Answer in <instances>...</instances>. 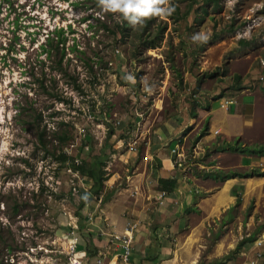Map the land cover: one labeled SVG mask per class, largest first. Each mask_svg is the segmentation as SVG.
I'll return each instance as SVG.
<instances>
[{
	"label": "rangeland",
	"instance_id": "rangeland-1",
	"mask_svg": "<svg viewBox=\"0 0 264 264\" xmlns=\"http://www.w3.org/2000/svg\"><path fill=\"white\" fill-rule=\"evenodd\" d=\"M95 1L0 0V264H107L113 236L149 222L134 209L143 200L158 207L149 190L160 168L154 156L147 161L158 148L192 174L202 165L234 170L239 160L217 151L219 136L201 144L208 107L220 95L234 104L254 100L264 136V0H159L172 10L148 17L149 30H162L155 49L138 39L147 22L124 34L105 30L122 18ZM173 143L184 156L172 153ZM63 155L72 160L64 164ZM73 163L100 166L103 189ZM83 195L90 196L84 207ZM260 196L246 212L238 206L239 219L227 227L211 222L200 232L193 249L203 260L219 253L212 262L229 261L235 244L262 238ZM200 218L188 217L187 226ZM146 226L156 232L160 224ZM255 253L264 260V243Z\"/></svg>",
	"mask_w": 264,
	"mask_h": 264
},
{
	"label": "crops",
	"instance_id": "crops-1",
	"mask_svg": "<svg viewBox=\"0 0 264 264\" xmlns=\"http://www.w3.org/2000/svg\"><path fill=\"white\" fill-rule=\"evenodd\" d=\"M221 100L212 102L208 107L209 132L201 138V144L214 142L218 136L224 142L238 139L246 140L249 145L264 144V136L260 138L262 134L259 130L256 102L245 97L226 110L221 108ZM171 131L169 133L174 134L175 131L173 130L172 133ZM215 131H219L220 134L215 135ZM178 134L176 137H179ZM172 140L173 138L170 141L174 142ZM174 143L170 146L171 149L175 147ZM166 152L167 149L158 148L151 156H147V161H151L154 156V165L160 168L153 179L154 187H158L160 178H177L178 187L174 192L168 193L162 205L157 201L158 194L162 190L159 187L157 189L153 187L149 190V198L154 199L155 204L158 205L156 210L153 209V205H148L143 199L145 204L142 206L143 209H134V217H139L142 222L148 219L149 222L141 223L135 232L133 264H263L264 260L255 257L253 253H257L262 248L264 233L258 242L251 241L244 244L238 252H234L237 253L235 258L229 261L212 262L213 258H220L219 253H215L205 261L193 248L195 241L200 238V232L207 229L211 222L217 226L223 223L227 227L231 219L234 218V221L239 219L240 214L235 215L238 206L241 207L239 213L246 212L252 196L261 197L260 195L264 193V176L232 178L226 181L204 177L202 174H192L182 169V164L176 167L174 158ZM232 155H236L239 160L234 170L255 168L264 171V157L239 153H232ZM201 167L206 168L207 172L210 171V166L202 165ZM146 176H149V172ZM149 209H152L150 213ZM195 215H201L199 222L195 226H187L188 217L194 218ZM152 223L160 224L156 232L146 226ZM234 247L236 248V244ZM113 251L114 245L110 247L109 252L113 254Z\"/></svg>",
	"mask_w": 264,
	"mask_h": 264
},
{
	"label": "trees",
	"instance_id": "trees-1",
	"mask_svg": "<svg viewBox=\"0 0 264 264\" xmlns=\"http://www.w3.org/2000/svg\"><path fill=\"white\" fill-rule=\"evenodd\" d=\"M194 2H197V0H193ZM98 5V0L95 1ZM203 2L207 3V4H213L214 6H218L219 5V0H203ZM100 7V5H99ZM101 8V7H100ZM143 21L146 23L144 29L142 30V32L139 34L138 39L139 42L141 44L144 45V47L146 49H155L156 47L159 46L160 41L162 39L161 34H162V30H157V31H153V30H149V27L151 26L150 24V20H148V17L146 18H142ZM136 24H139L136 23ZM132 25L134 24H130L127 20L121 19L119 21V23H117V25L112 29L111 27H108L106 25L103 26V28L109 32H112L113 34H124L126 31L130 30ZM66 43V37L64 35L63 30H60L58 32V42L55 46V48L58 49V51L61 50L62 52V56L59 59V61L57 62V64L59 65V70L61 72L64 71V67L62 64V57L64 56L65 52L64 49H61L60 46L62 45V47H64ZM93 68V67H91ZM236 82L239 83L240 82V77L236 76L235 77ZM41 86L42 89L45 91V85L43 82H41ZM237 90H241V84L239 86L236 87ZM223 95H220L216 98V100L221 99ZM209 132V127L207 125V123L204 126V129L201 133V138L206 136ZM39 140L40 142L43 143V136L41 134H39ZM217 151H229V152H233V153H240V154H244V155H256V156H260V157H264V144H256V145H245L244 143L235 140L233 143L232 142H224L223 145L216 147ZM72 159H70V157H67V155H63L62 156V162L68 163L69 161H71ZM74 161V160H73ZM102 166V165H101ZM72 168L77 171L80 172L81 174H83L84 176H87L88 178H90L93 183H94V189H96L97 191H100L103 189L104 187V182L106 181V179L104 178L103 174H102V168L100 166H96L91 165L88 166V164L83 163L82 165H77L75 163H73ZM203 175L204 177H210V178H214V179H218L221 181H226L232 178H249L252 176H264V171H260V169H251L249 171H228L225 172L223 170L217 169L214 171H202V173L198 174V175ZM158 187L160 190L162 191H166L168 193H172L174 192L177 187H178V180L177 178H169V179H163L160 178L158 180ZM90 199L89 195H83L82 196V203L81 206L84 207L87 205L88 200ZM81 207V208H82ZM251 239H244L242 242H240L235 251L234 252H238L243 246L244 244L251 242Z\"/></svg>",
	"mask_w": 264,
	"mask_h": 264
},
{
	"label": "built area",
	"instance_id": "built-area-1",
	"mask_svg": "<svg viewBox=\"0 0 264 264\" xmlns=\"http://www.w3.org/2000/svg\"><path fill=\"white\" fill-rule=\"evenodd\" d=\"M221 103V108L228 109L230 105L234 104L233 99L223 98ZM215 134H219V131H216ZM183 147L178 143L175 144V147L171 149L172 153L178 158L184 156L182 152ZM168 192L160 191L157 197V201L162 205L164 204ZM137 231V225L131 224L125 227V230L121 234H116L113 236V257L108 260L107 264H133V250H134V239L135 232ZM99 264H104L103 261H98Z\"/></svg>",
	"mask_w": 264,
	"mask_h": 264
},
{
	"label": "clouds",
	"instance_id": "clouds-1",
	"mask_svg": "<svg viewBox=\"0 0 264 264\" xmlns=\"http://www.w3.org/2000/svg\"><path fill=\"white\" fill-rule=\"evenodd\" d=\"M98 3L102 11L119 13L118 18L130 24L143 23L142 18L170 13L172 10L159 7V0H98Z\"/></svg>",
	"mask_w": 264,
	"mask_h": 264
}]
</instances>
